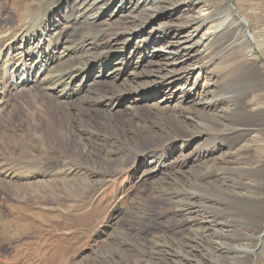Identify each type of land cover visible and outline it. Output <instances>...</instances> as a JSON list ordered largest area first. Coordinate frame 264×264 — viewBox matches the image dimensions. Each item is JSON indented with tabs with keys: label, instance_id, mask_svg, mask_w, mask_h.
Instances as JSON below:
<instances>
[{
	"label": "rangeland",
	"instance_id": "1",
	"mask_svg": "<svg viewBox=\"0 0 264 264\" xmlns=\"http://www.w3.org/2000/svg\"><path fill=\"white\" fill-rule=\"evenodd\" d=\"M54 1L0 0V33L21 28V10L26 4H33L38 11L31 21L36 23ZM67 1L73 6L80 0ZM119 1L123 0H116L117 6ZM215 1L219 11L225 1L228 3ZM231 1L249 23L251 33L262 27L264 0H251L252 8ZM172 3L162 4V8L175 9L150 26L146 42L136 40L127 48L110 43L129 29L131 17L127 13L124 17H101L92 28L85 24L86 16L79 18L77 14L57 22L64 35L54 36L50 45L43 44L40 55L54 59L51 53L63 42L73 52V61L63 59L49 75L54 81L67 79L68 74L75 76L69 88H49L42 93L34 88H15L8 92L9 104L0 112V216L8 222L4 225L8 231L18 234L0 241V264H264V226L261 245H257L258 229L246 220L256 207L261 217L264 215V205H256L264 200L255 193L248 199L252 201L249 206L243 197L249 193L239 189L250 180L256 182L251 173L240 174L239 168L254 167L258 158L242 154L238 146L230 149L243 129L264 134V116L250 119L243 109L245 102L258 95L264 109V77L242 63L240 54L245 45L240 44L241 36L236 32L217 37V47L206 51L203 59L210 62L204 73L216 82L215 93L233 110L220 118L199 109L190 115L181 108L184 104L177 107L182 99L178 98L179 90L174 98H163L165 91L174 88L169 80L157 85L164 70L156 73L159 66L148 61L150 52L165 56L155 48L173 40L174 30L178 33L173 41H178L188 29L176 11L180 4ZM97 41L101 46L88 52L86 44ZM132 59L139 65H132ZM86 64L88 76L81 81ZM190 65L177 66L174 74L184 76L185 69L194 68ZM112 66L121 72L113 70L106 75ZM195 69L190 84L198 73V78L202 77ZM135 70L150 74L146 80H133ZM253 81L261 88L256 93H250ZM78 82H82L81 90L75 87ZM152 84L158 87L140 99L120 98L132 89ZM112 97L114 101L108 105ZM196 98L198 93L189 99ZM134 107L140 116L134 114ZM162 109L167 110L166 115L160 113ZM173 109L182 112L183 121L188 122L185 116H193L194 126L170 117ZM196 131L205 134L190 138L188 134ZM30 144L29 154L37 157L41 170L51 171L53 178L27 172L8 180L4 170L26 161L23 150ZM43 180L52 186L35 196L21 194L17 199L5 187L8 181L27 185Z\"/></svg>",
	"mask_w": 264,
	"mask_h": 264
},
{
	"label": "bare ground",
	"instance_id": "2",
	"mask_svg": "<svg viewBox=\"0 0 264 264\" xmlns=\"http://www.w3.org/2000/svg\"><path fill=\"white\" fill-rule=\"evenodd\" d=\"M125 1H119V5L117 6V3H115L116 0H80L79 3L75 2L72 6L69 3L70 1L68 2L67 0H55L51 5L48 6L45 14L42 15L41 19L36 23L31 21L34 18L33 14L37 13L38 11L34 9L35 7L33 6V4H26L25 7H23V9L21 10V28L17 29L15 32L9 30L8 32L0 33V43L3 46V49L0 51V112L4 110L9 104L8 92H12V90L15 88H27L26 90H31V88H34L37 89L39 93L47 91L49 90V88L52 90H55L59 87L60 90L61 88L63 90L69 88L75 76H71L70 74H68L70 77L68 76L67 79L62 80L61 78L60 80L57 79L59 81H54L53 79H51L54 77L49 78V75L51 72L59 68V65L63 63V59H65V62L73 61V52H71L72 54L70 53L69 49L65 47L64 42L62 43L63 46L60 47V49L59 47H57L54 50V53H51V55L54 57V59L52 60L40 55V51L43 48V44H51L54 36L60 37L62 34L64 35L63 29L61 27H57L56 23H59L61 22V20L68 17H74V14H77L76 16L79 18L86 16L85 24L87 25V27L92 28L97 19L99 20V18L101 17L110 18L111 16L116 15L123 16L127 13L131 17L130 19L128 18L129 29H127L125 34L120 36V38L119 36H114L110 42L112 43V45H122L123 47L127 48L128 45L135 42L136 40H138V42L140 43L142 41H144L145 43L147 31L150 26L157 20L165 17V15L171 12L172 9H175L168 6L166 8H162V4L166 2H174L172 4H180L176 11H178L177 14L179 16H182L186 21L185 23L182 22L183 25L188 28L185 32V35H183V38H178V41H173L177 40L175 36L178 33L177 30H174L173 32L175 33L171 35V39L173 40L163 41L164 43L161 45V47L155 48L163 51L165 53V56L159 57L160 54H153V52H150L148 62H150L149 65L156 64L159 66V68H155L157 69L155 71L156 73L161 74L160 72L164 70V74L162 76L160 75V82H158L157 85H160L161 83L163 85L164 82L169 80V85L174 88L172 91H165V93L162 94V96H164L163 98H174L175 91L179 90L180 96L178 98L182 97V99H178L177 107L180 108V106L184 104V107L181 108H183L184 111L189 112L190 115L192 110L194 111L196 109H199L201 110V112H205L207 114L210 113V115L214 116L215 118H220L233 110L232 106L230 104L228 105L224 98L219 97V95L217 96V93H215L216 90L214 89L216 87V82H213V80L210 79V77H207V75L204 73V71L207 69L206 66L209 65L210 62L204 61L203 59L206 58V51H210V49L214 46L215 48L217 47V37L226 36L227 34L233 36V34L235 35L236 32H239V36H241L239 38L240 44H243V47L245 45L243 51L241 50L242 53L240 54L242 63L250 66L259 73H262L261 75L264 77V54H261L262 51H264V28H262L264 27V24L262 25V27H260V29L251 33L249 23L235 9L233 1L228 0V3H226L225 1V7L222 11L218 10V4L215 0H130L128 4L124 3ZM238 4L242 8H252L253 6L251 0H238ZM38 7H40V5H38ZM51 17H55V19L52 20ZM259 18L262 19L263 17L260 16ZM259 18L256 17L257 20H260ZM139 22H141L140 25H137ZM205 26L207 28H205ZM86 41L87 40L85 39V41L83 40L82 43H85ZM157 41L158 39L156 38L155 42ZM97 42L93 44L87 42L88 44H86L85 46L89 47V49L87 48V51L89 52L92 49H98V47L101 46V42ZM110 43L106 45L109 46ZM139 47H141V45H139ZM208 54L210 55V52ZM43 59L45 60L44 62ZM117 61H119L118 58ZM131 63L134 66L139 65V63L134 59H132ZM162 63L164 65H162ZM186 64H191L190 67L194 68L185 69L184 76L174 74L176 72L175 68L177 66ZM85 67L86 69L83 72L85 73V75H82L81 81L83 80V78V81H85V77L88 76V72H85L88 71V65L86 64ZM100 67L101 66H97L96 69L98 68L100 70ZM69 69L71 70L69 72L73 71V68ZM194 69L198 70L200 73L202 72V77L198 78L201 76L198 73V77L196 76L195 82L190 84L189 79L192 77V70ZM113 70L117 71L115 67L112 66V69L106 75H110L111 73H113ZM77 73H79V69L78 71L74 72V74ZM134 73L137 77L132 78L133 80L140 77H143L144 80H146L147 76L150 74L146 70H142L138 74L135 70ZM129 75H131V72L129 73ZM168 75H170L169 79L165 78ZM183 79H186L184 83H180ZM178 84L179 86H177ZM257 84L258 83L256 81H253V83L250 84V93H256L261 90L259 84ZM157 85L152 84L150 86L132 89L126 94L121 95L120 98L126 99V97H134L140 99L142 97V94H151L155 90V88L158 87ZM75 87L78 88V90H81L83 87L82 82L81 84H77ZM114 87L115 86H113L112 88ZM93 88L95 89V87ZM194 93H198V98L194 100L189 99L190 95H193ZM186 97H188L187 100H185ZM113 99L114 97H112L108 101V105L112 104V102L114 101ZM258 99H260V95L252 97L243 105V109L246 110H244L245 115H249L248 118L250 119L257 118V116H259L260 114L264 116V109L263 107H260ZM155 106L157 108L159 105L156 103ZM133 109L136 116L141 115V112H139L137 108L134 107ZM166 111V109H162L160 113L166 115ZM180 113L182 112L173 109L169 113V115L170 117L179 120L178 122H181L182 125L183 123L186 124L189 122V125L191 124L194 126V123H191L193 122L191 120L194 119L193 116L192 119L185 116L184 119L188 120L187 122L180 119ZM186 126H188V124H186ZM241 131H243V133L241 134L240 139L237 141V143L231 145L230 149L232 146H238V149L243 152L242 154H247L250 156L252 154H255L257 155L256 158H258L257 163L254 167H243L242 170L241 168H239L240 174L243 173L245 176H248V174L251 173L256 179L255 183L254 181L250 180V183L242 184L239 187V189L241 188L244 194L249 193V195L247 196H243L244 194L241 195L246 198L245 201H247V204H249V202L252 201L248 199L255 193H257L261 201L264 200V134H261L260 132L254 133L253 130L246 129H243ZM202 132L203 131H196L193 133H189L188 135L190 136V138H193L195 140L196 138L202 136L201 134H205ZM241 142H243L242 145L239 144ZM259 142H261L262 144ZM189 143L191 142H188L187 144ZM32 148V144L24 148L23 151H25V153L23 158H27L28 160L26 159V161H24L23 163L17 162L15 166H19V169L14 165H11L9 169L7 168L6 170H4L3 174H5V177L8 178V180H13L15 177H17L18 179V175L23 176V174H26L27 172L33 175H37V177L41 175V177L44 179L53 178V173L51 174V171L49 172V170L43 172L40 167L41 162L38 164L39 160L37 159V157L31 156L29 154L30 151H32ZM236 169L235 171L239 173V171ZM230 175L233 176V174ZM9 182L13 181L6 182L7 186L5 185V187L17 199L21 194H30L32 196H35V194L41 192L42 189L48 191L52 186L47 181L30 183L27 182V185ZM1 183L2 182H0V184ZM256 205L263 206L264 204L261 202L260 204L256 203ZM13 209L20 210L21 208H19L18 206H14ZM254 211L257 214L255 212H251L250 216L246 218V220L248 219V225L253 224L257 227L258 235L256 237V240L257 242H259L257 245H261L260 240L262 236V228L264 226V215L261 217L259 208L257 207L254 208ZM1 217L2 216H0V241L15 237L18 232L8 231L10 230V228L4 226L8 222H3V218ZM17 221V219L14 221L10 220L9 223H15ZM238 249H242L241 246Z\"/></svg>",
	"mask_w": 264,
	"mask_h": 264
}]
</instances>
